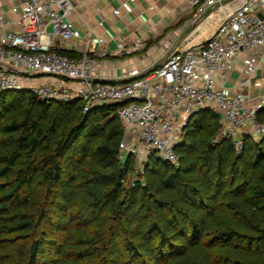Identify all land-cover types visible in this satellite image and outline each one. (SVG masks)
<instances>
[{
    "label": "trees",
    "instance_id": "1",
    "mask_svg": "<svg viewBox=\"0 0 264 264\" xmlns=\"http://www.w3.org/2000/svg\"><path fill=\"white\" fill-rule=\"evenodd\" d=\"M117 104L0 89V264H264V131L235 151L199 107L127 183Z\"/></svg>",
    "mask_w": 264,
    "mask_h": 264
},
{
    "label": "built area",
    "instance_id": "2",
    "mask_svg": "<svg viewBox=\"0 0 264 264\" xmlns=\"http://www.w3.org/2000/svg\"><path fill=\"white\" fill-rule=\"evenodd\" d=\"M135 1L114 4L107 14L97 8L96 19L89 21L78 11L84 0H12L6 11L0 8V89H28L49 99L79 98L82 110L117 102L123 130L118 155L132 154L133 172L153 153L176 163L183 125L199 107L217 113L213 141L227 138L239 151L243 135L258 138L264 131L256 114L264 104V90L252 97L231 90L224 77L233 58L260 47L264 52V0H234L229 6L223 0H178L158 16L144 15L136 25L139 30L110 31L124 14L135 19ZM182 1L193 8V23L217 14L205 36L193 39L188 33L177 42L180 30L167 50L146 64L106 63L114 53L145 48L154 27L164 15L178 12ZM146 5L154 9L155 2ZM243 61L245 82L256 61Z\"/></svg>",
    "mask_w": 264,
    "mask_h": 264
},
{
    "label": "crops",
    "instance_id": "3",
    "mask_svg": "<svg viewBox=\"0 0 264 264\" xmlns=\"http://www.w3.org/2000/svg\"><path fill=\"white\" fill-rule=\"evenodd\" d=\"M12 0H0V8L3 10H7L9 8L10 2ZM85 2H80V7L78 8V11L80 12V15L83 18H87L89 21H94L96 19V10L97 8L99 11L103 14H107L111 7L114 4H117L124 0H84ZM149 1L155 2L154 9L147 8L146 4ZM180 1V0H179ZM227 3L229 6L232 1L234 0H223ZM178 2V0H136L133 4L132 8V15L136 16L135 19H131L130 16H127L126 14L122 15V17L119 20H116L113 27L110 26V31H114L115 29L120 28L122 31H130V30H139L137 28V23H140V21H144L143 18L145 16H158L162 13L163 7L174 5ZM179 3V2H178ZM142 8L143 14L142 16L138 14V10ZM191 13L193 14V8L188 5L185 1H182L180 4V7L178 8V12L172 15H164L162 18V22L154 27L152 30V34L147 37V43L146 47L143 49H139L137 51L131 52L129 54L130 56H124L128 54H121V53H114V55L108 57L105 59L106 63L108 65H127L131 62H142L146 64L149 60H152L156 56H158L164 49V47L171 42L175 41L174 37L177 35V32L181 30V33L177 37V42L179 40H184L183 38L188 34L192 33V38H199L202 36H205L211 29L212 25L216 21L217 14L215 12H212L215 14L214 20H212L211 25L207 29H201L199 26V23H194V26L189 29V32L184 33V25L180 26L178 24L180 20H182L185 17V14ZM145 15V16H144ZM208 16V15H207ZM143 17V18H142ZM170 25H169V24ZM145 24L142 22V25ZM170 28L171 26H176ZM112 29V30H111ZM120 30V33H121ZM183 34V35H182ZM180 35L182 36L180 37ZM113 43V40L110 39L108 41V47L111 46ZM150 49L149 52L146 54L143 52V50ZM262 48L254 49L252 52L248 54H243L240 58H233L231 60V64L229 66L228 71L225 75V81L224 83L231 89H241L244 93L246 92L252 97L257 96L260 94L262 90H264V52H261ZM122 56V57H120ZM245 58H252L254 61H256V67L254 69V73L251 76V78L248 81L242 82L245 78V69L243 67L244 65V59Z\"/></svg>",
    "mask_w": 264,
    "mask_h": 264
},
{
    "label": "rangeland",
    "instance_id": "4",
    "mask_svg": "<svg viewBox=\"0 0 264 264\" xmlns=\"http://www.w3.org/2000/svg\"><path fill=\"white\" fill-rule=\"evenodd\" d=\"M194 16V14H189V13H187V14H185V17L182 19V20H180L179 21V23L180 24H178V25H180V26H183L184 25V32H183V34L184 33H187V32H189V29L191 28V27H193L194 26V23H197L198 22V20H197V22H194L193 23V21H192V17ZM214 17H215V14H213L212 12H210L209 14H208V16H205V17H203V19L202 20H200L198 23H199V26H200V28L201 29H207L210 25H211V22H212V20H214ZM169 24V23H168ZM171 24V23H170ZM169 24V25H170ZM178 25H176V26H171L170 28H173V27H177ZM182 34V35H183ZM182 35H180V37L182 36ZM185 36V35H184ZM184 36H182V38L184 37ZM109 48L110 49H112L113 48V44L111 45V46H109ZM166 48V49H165ZM167 50V47H164V49H163V51H166ZM150 51V49L148 48V49H146V50H143V52L146 54L147 52H149ZM162 51V52H163ZM162 54V53H161ZM124 56H130L129 54L128 55H123V57ZM120 57H122V56H120ZM27 81V80H26ZM134 175H135V172H133V170H132V172H129L127 175H126V182L127 183H130L134 178Z\"/></svg>",
    "mask_w": 264,
    "mask_h": 264
}]
</instances>
